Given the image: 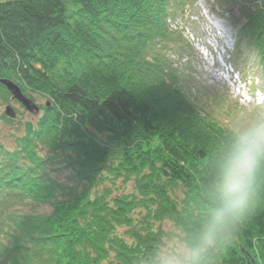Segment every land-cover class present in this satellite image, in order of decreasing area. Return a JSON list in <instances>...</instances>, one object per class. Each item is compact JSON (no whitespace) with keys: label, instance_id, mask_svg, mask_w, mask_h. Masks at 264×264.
Listing matches in <instances>:
<instances>
[{"label":"trees","instance_id":"16d2710c","mask_svg":"<svg viewBox=\"0 0 264 264\" xmlns=\"http://www.w3.org/2000/svg\"><path fill=\"white\" fill-rule=\"evenodd\" d=\"M196 1L0 0V79L50 102L14 151L0 148V264H163L164 218L184 234L189 264H247L243 249L264 264V165L244 213L201 243L233 132L183 95L173 62L189 52L175 22ZM214 1L237 28L239 57L255 54L264 70V0ZM61 157L87 186L47 181ZM106 174L133 178L135 191L93 197ZM15 201L52 209L7 215Z\"/></svg>","mask_w":264,"mask_h":264},{"label":"rangeland","instance_id":"374dc122","mask_svg":"<svg viewBox=\"0 0 264 264\" xmlns=\"http://www.w3.org/2000/svg\"><path fill=\"white\" fill-rule=\"evenodd\" d=\"M256 1V0H252ZM212 5L205 0H197L193 6L186 8L185 12L179 16L175 22L179 25L185 43L188 44L189 52L184 55H173V62L179 69L183 84V94L195 104L201 115L210 114L224 128L233 133L239 127H246L257 119L264 118V70L263 65L255 54L244 51L245 56L238 54L237 48V28H234L231 17L225 11ZM191 49H190V48ZM173 54V53H172ZM230 72V75L229 73ZM235 79L230 80V76ZM257 78V81H256ZM261 90V99L257 102L244 98L245 84L249 82ZM258 82V83H257ZM257 84V85H256ZM246 86V85H245ZM247 88V86H246ZM256 91V90H255ZM37 104L41 111L38 114L29 112L17 100L12 98L8 91H0V148L14 151L19 144V138L26 133L28 124L35 125L43 114V109L49 103L47 97L32 94L28 96ZM11 105L16 112L15 118L6 119L5 108ZM111 153L108 163L116 165L120 159L121 149L111 145ZM45 149L38 148L40 157L47 154ZM0 157L3 160L2 151ZM7 163V162H5ZM48 182L55 181L58 188L68 190L70 187L78 185L83 188L87 186L84 181H79L74 175L73 167L67 166L63 157L51 162ZM103 173H107L103 171ZM101 181H97L93 187L92 196L102 195L109 191L107 199L122 193H132L135 191V181L123 178L114 179L108 176ZM125 180V182H124ZM63 190V191H65ZM57 196L62 199V190L56 191ZM172 196L175 200L182 198L179 189H176ZM57 200V199H54ZM45 201H48L45 199ZM30 202H32L30 204ZM25 202L11 203V212L7 215H25L27 213L37 215L51 211V206L46 202ZM39 203V204H38ZM137 217V215H134ZM162 230V245L159 249V257L163 264H189L191 252L184 242V234L175 226L169 218H164L156 223ZM125 228L118 229V234H122Z\"/></svg>","mask_w":264,"mask_h":264},{"label":"clouds","instance_id":"9594fccd","mask_svg":"<svg viewBox=\"0 0 264 264\" xmlns=\"http://www.w3.org/2000/svg\"><path fill=\"white\" fill-rule=\"evenodd\" d=\"M264 165V118L239 127L219 160L220 195L208 210L201 243L214 242L220 227L238 219L250 204L257 170Z\"/></svg>","mask_w":264,"mask_h":264},{"label":"water","instance_id":"95a60500","mask_svg":"<svg viewBox=\"0 0 264 264\" xmlns=\"http://www.w3.org/2000/svg\"><path fill=\"white\" fill-rule=\"evenodd\" d=\"M0 83L6 87V89L12 94V98L17 100L22 106H24L29 112L33 114H38L40 113L41 109L40 107L34 103L32 99H30L28 96H26L21 87L15 83L12 80L9 79H0ZM48 106L50 105V102L47 104ZM5 115L8 118H15L16 117V112L13 109L11 105H8L5 108ZM247 264H256L254 258L252 255L249 253V251L243 249L242 250Z\"/></svg>","mask_w":264,"mask_h":264}]
</instances>
